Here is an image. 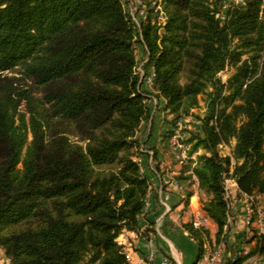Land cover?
<instances>
[{
	"label": "trees",
	"instance_id": "trees-1",
	"mask_svg": "<svg viewBox=\"0 0 264 264\" xmlns=\"http://www.w3.org/2000/svg\"><path fill=\"white\" fill-rule=\"evenodd\" d=\"M160 2L161 34L150 9L137 26L122 0H0V248L9 264H131L117 237L153 231L142 219L159 172L138 148L142 124L148 137L153 130L147 94L165 100L173 121L207 95L200 130L187 141L190 153L204 150L193 171L217 241L231 167L220 143L235 140L237 194L256 209L264 195V0L229 5L224 20L216 17L224 0ZM138 48L152 67V93L142 90ZM228 62L226 86L216 73ZM190 167L176 177L188 178ZM184 227L199 258L208 232ZM251 239L247 253L224 264L264 255V234L253 230Z\"/></svg>",
	"mask_w": 264,
	"mask_h": 264
},
{
	"label": "crops",
	"instance_id": "crops-1",
	"mask_svg": "<svg viewBox=\"0 0 264 264\" xmlns=\"http://www.w3.org/2000/svg\"><path fill=\"white\" fill-rule=\"evenodd\" d=\"M147 138V143L151 144L157 150L156 164L159 168L161 179L166 182L171 179H178L182 183V189L176 191L174 188L166 185L163 190L159 188L158 182L152 185L147 200V218L142 219V224L147 226L148 221H152L153 231L143 236V228L134 231L123 230L117 240L120 242L131 240L133 247L129 249L128 258L132 264H145L149 254L154 255L156 262L167 257L169 264H193L197 258V242L190 237L184 225L187 219L180 213L186 204L191 200L193 204L203 200L201 188L195 185L188 171V178H177L180 173L181 164L178 161L169 140L159 141L157 134ZM163 140V141H162ZM149 172V171H148ZM230 202V214L232 220L223 229V235L217 241L216 233L218 227L212 221L210 231L203 242L204 251L208 249H218L221 254V264L227 261H233L238 256L247 253L255 245V239H251L255 225L246 222V203L245 194H237V191ZM264 210V195H258V204ZM167 207L169 211H167ZM206 247V248H205ZM242 264H264V255L250 257Z\"/></svg>",
	"mask_w": 264,
	"mask_h": 264
},
{
	"label": "rangeland",
	"instance_id": "rangeland-1",
	"mask_svg": "<svg viewBox=\"0 0 264 264\" xmlns=\"http://www.w3.org/2000/svg\"><path fill=\"white\" fill-rule=\"evenodd\" d=\"M125 8L130 12L132 15L134 21L136 22L137 25V20L144 17L146 15V12L148 9L151 10V14L153 17V21L155 22V25L157 27V31L161 34L164 32V25L166 22V15L165 11L163 10L162 3L160 2L161 0H156L160 2V10L161 13L157 12L155 10V5H148L149 0H122ZM241 0H224L223 5L221 9L217 12L219 14H222L223 18H219L220 20H224L226 16V9L231 6L232 4H235ZM150 3V2H149ZM227 5V6H225ZM216 13V15H217ZM217 17V16H216ZM138 26V25H137ZM246 58V54L242 55V59ZM137 72L139 73L140 78L142 79V90L144 93H152L153 91V79H154V74L152 71L151 65H149L146 61L147 59L143 57L142 51L138 48L137 49ZM234 71V66L231 63H226L223 69L218 71L216 73V77L220 80L221 83H224L226 85L228 83V79L231 77L232 73ZM227 86V85H226ZM210 90V88H208ZM146 100L149 101V104L151 106V115L153 117L152 122L155 124L156 127L155 132L153 134H157V132L160 133L158 136L159 141L163 139L164 141L169 140L172 137L173 129L176 127L178 121H183L184 119H188L184 123V126L179 130L180 131V136L178 142L181 144V148L185 149L186 154L189 155H194L195 160L197 162V157L199 154L203 153L204 150L201 148H198L195 152H191L192 148V143L187 141V139L191 136V132H197L200 130L201 127V118L206 114L207 112V105H206V98L207 95L206 93L200 94L198 96V105L193 107L190 110V113L176 119L173 121V116L168 112V110L165 109V100L163 98L157 99L154 94H147ZM158 102V103H157ZM21 109L23 110L24 107L22 106ZM148 125L143 123L140 130L137 133V137L139 139V146L138 148L143 151H152V145L148 144L147 138H148ZM154 131V128H153ZM152 131V132H153ZM151 132V135H152ZM166 133V136H164ZM168 133V135H167ZM72 141H78L76 137H71ZM162 140V141H163ZM235 145V140L231 139L228 142V147L226 148H219V153L223 156H227V153H231L233 156V148ZM171 146V145H170ZM181 148L177 147V149L173 148V151L175 155L177 156L180 153ZM225 154V155H224ZM145 154H139L137 153L134 157L136 161H138L141 165V168L148 173V165L145 162ZM234 160V158H233ZM155 181L151 182L150 186L154 184ZM202 198L207 199V195L205 193H202ZM119 236V235H118ZM118 238V237H117ZM118 241V240H117ZM123 245V244H122ZM124 246V251L126 246ZM130 261V260H129ZM0 264H9V259L5 256L3 250L0 248ZM132 264V263H131Z\"/></svg>",
	"mask_w": 264,
	"mask_h": 264
},
{
	"label": "built area",
	"instance_id": "built-area-1",
	"mask_svg": "<svg viewBox=\"0 0 264 264\" xmlns=\"http://www.w3.org/2000/svg\"><path fill=\"white\" fill-rule=\"evenodd\" d=\"M150 5H155L156 13H161L160 10V2L156 0H150ZM227 6V5H225ZM219 18H223L222 14L217 13L216 15ZM141 79V78H140ZM188 121V119H184L183 121H178L176 127L173 129L172 137L169 139L171 147L177 149V147L181 148V144L178 142L179 136H180V129L184 126V123ZM219 148H226L228 147V142H222L218 145ZM149 154L148 163L150 169H153V166L156 163V160L153 159V152L152 151H146ZM225 155V154H224ZM226 155L231 157V167L228 171V173L224 174L223 178V187H224V196L228 200V210H227V222L223 226V229L228 226V223L231 222L232 217L230 214V200L234 197L238 185L236 182V179L232 176L233 171V156L231 153H227ZM178 161L181 165L187 164L191 162V167L189 169V172L191 173V178L194 181L195 185L199 186L198 178L195 175L193 171V167L196 164L195 156L186 154L185 149L181 148L180 153L176 156ZM160 168V167H159ZM161 175L156 169H153V174L150 177V181L158 182L159 188L163 190L166 185L174 188L176 191H180L182 189V183L178 179H171L169 181L164 182L161 179ZM243 194V193H242ZM247 196V195H246ZM167 211H169V208L167 207ZM246 222L247 224L253 223L255 225V230L258 234H264V210L257 205L256 209L253 210L251 207V204L249 202V199L247 197V203H246ZM183 215L187 219V222L191 224L192 227L199 229V230H206L210 231L212 220L205 214V212L202 210V202L197 201V203L193 204L191 200L186 204V206L183 208L180 215ZM253 214V216H252ZM253 217V219H252ZM128 231V230H127ZM122 233V232H121ZM120 235V234H119ZM118 243L123 244L126 246L125 253L128 257L129 249L133 247V241L128 240L124 242L118 241ZM206 248V247H205ZM129 259V258H128ZM222 258L221 254L219 253L218 249H208L204 251V253L197 258L193 264H221ZM145 264H169V260L167 257L162 258L160 262H156L154 259L153 254H149V256L146 259Z\"/></svg>",
	"mask_w": 264,
	"mask_h": 264
}]
</instances>
